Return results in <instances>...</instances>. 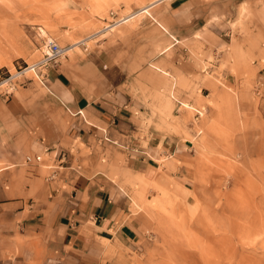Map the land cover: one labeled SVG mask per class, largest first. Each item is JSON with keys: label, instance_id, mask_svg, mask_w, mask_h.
I'll use <instances>...</instances> for the list:
<instances>
[{"label": "crops", "instance_id": "1", "mask_svg": "<svg viewBox=\"0 0 264 264\" xmlns=\"http://www.w3.org/2000/svg\"><path fill=\"white\" fill-rule=\"evenodd\" d=\"M237 2L164 0L143 30L123 27L79 68L46 66L38 76L46 96H0V264H99L109 242L140 239L150 217L134 210L132 179L163 181V166L182 177L195 143L185 125L126 90L153 88L146 77L166 74L194 80L219 71L224 57L260 56L244 41L264 40V20L253 16L241 35ZM148 29L158 39H145ZM148 62L154 68L140 67ZM89 84L97 93L84 92ZM101 89L123 94L101 98Z\"/></svg>", "mask_w": 264, "mask_h": 264}, {"label": "rangeland", "instance_id": "2", "mask_svg": "<svg viewBox=\"0 0 264 264\" xmlns=\"http://www.w3.org/2000/svg\"><path fill=\"white\" fill-rule=\"evenodd\" d=\"M153 1L0 0V96H46L39 70L26 68L44 57L47 38L67 49L79 46L58 61L79 68L90 51L123 27L143 30L161 2L111 30L103 28ZM239 1L237 21L240 34L246 35L250 18L264 20V0ZM254 8L262 11L254 14ZM145 32V39H158L159 33ZM244 43L251 51H264V40L248 37ZM216 60L211 55L203 70ZM140 67L154 68L149 62ZM218 70L207 68L196 82L167 74L146 77L153 88L126 90L151 105L156 115L185 125L196 137L189 135L195 147L182 177H171L163 166V181L132 179L134 210H145L150 225L136 241L109 242L99 264H264V52L224 57ZM89 73L96 85L97 77ZM91 84L84 92L97 93ZM99 91V97L115 100L123 94Z\"/></svg>", "mask_w": 264, "mask_h": 264}, {"label": "built area", "instance_id": "3", "mask_svg": "<svg viewBox=\"0 0 264 264\" xmlns=\"http://www.w3.org/2000/svg\"><path fill=\"white\" fill-rule=\"evenodd\" d=\"M112 15H114L115 17V13L112 12L111 13ZM123 18V17H122ZM122 18H118L116 17V19L110 21L108 23V25H106L104 28H103V31L104 30H111V28L113 26H118L120 23L124 22L125 19H122ZM84 45V44H83ZM44 47L46 49V52H45V55L44 57L36 63L35 65V69H38L39 70V77L43 76V72L41 71V69L43 67H46L48 66L50 63H53V62H57L59 60V58H61L62 56H65V54L68 52V49L66 47H63L59 44V42L57 40H55L54 38H47L45 41H44ZM86 50H88V48L86 47L85 48ZM35 160L36 161H41V156H36L35 157ZM26 161L27 162H32L33 161V158L31 156H27L26 157Z\"/></svg>", "mask_w": 264, "mask_h": 264}, {"label": "bare ground", "instance_id": "4", "mask_svg": "<svg viewBox=\"0 0 264 264\" xmlns=\"http://www.w3.org/2000/svg\"><path fill=\"white\" fill-rule=\"evenodd\" d=\"M162 1H164V0H155V1L151 2V3H149L148 5H146V6L142 7V8H140L139 10H137V11H135V12H133V13H130V14L127 15L126 17H123V18H122V19H125L124 22H122V23H125V22H128V21L134 19V18L137 17L139 14L144 13V12L150 10L152 7H154L156 4H158V3L162 2ZM122 23H120V24H122ZM120 24H119V25H120ZM119 25H118V26H119ZM113 28H114V26H113ZM67 48H68V47H67ZM71 49H72V47H70V48L68 49V51H71ZM35 65H36V63L31 64L28 68H26V70L29 71V72H30V71H34V69H35Z\"/></svg>", "mask_w": 264, "mask_h": 264}]
</instances>
